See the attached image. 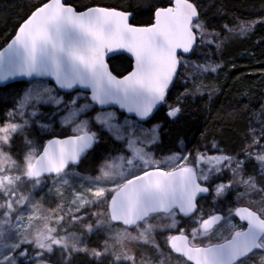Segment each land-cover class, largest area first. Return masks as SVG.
Returning a JSON list of instances; mask_svg holds the SVG:
<instances>
[{
	"label": "snow or ice",
	"instance_id": "6c2138e0",
	"mask_svg": "<svg viewBox=\"0 0 264 264\" xmlns=\"http://www.w3.org/2000/svg\"><path fill=\"white\" fill-rule=\"evenodd\" d=\"M132 15L106 6L78 11L63 0H47L0 51V86L17 79L29 82L6 113L8 122L0 125V264H51L45 257L54 247L68 259L72 252L87 251L74 234L56 235L58 229L49 227L47 215L33 212L25 223V212L19 209L26 205L35 209L33 194L48 179L67 184L70 165H78L106 136L117 147L105 158L99 174L86 178L93 199L75 193L80 208L103 206L101 212L91 213L101 217L95 222L97 229L120 222L122 239H141L157 249L154 234H164L167 247L184 257L185 264H255L257 255L259 264H264V186H258L255 175H246L252 161L264 174V124L260 135L239 154H228L212 141L210 148L195 154L177 148L162 159L152 150L161 143L162 126L145 127L161 105L168 106V118L176 121L188 98L204 95L185 87L173 104L168 102L170 90L186 71L217 70L218 64L193 57L219 50L221 32L211 26L197 0L154 5L147 26L131 23ZM258 23L264 19L237 17L232 25L222 27L225 33L243 36ZM118 51L133 58L126 75L114 74L105 60L108 53ZM57 123L71 126L73 134L51 139L38 150L29 131H46ZM18 134L28 146L22 159L12 153ZM225 172L231 176L227 181L221 179ZM28 184L31 191L25 193ZM253 193L261 195L255 203L233 206L230 202L231 197ZM209 197L213 204L224 203L226 211L205 213L200 201ZM88 215L73 214L69 219L91 233L93 224L83 223ZM64 219L59 216L57 223ZM184 219L191 222L190 229L182 226ZM34 220L43 221L42 226ZM106 251L105 246L91 254L98 258ZM123 259L134 257L125 254ZM115 260L119 262L121 256Z\"/></svg>",
	"mask_w": 264,
	"mask_h": 264
},
{
	"label": "trees",
	"instance_id": "16d2710c",
	"mask_svg": "<svg viewBox=\"0 0 264 264\" xmlns=\"http://www.w3.org/2000/svg\"><path fill=\"white\" fill-rule=\"evenodd\" d=\"M46 1L0 0V49L13 37L20 24L31 12ZM197 2L206 9L211 26L221 32L223 43L219 50H205L206 55L193 58L200 62L210 61L212 64H218L219 67L215 72L199 75L200 77L194 75L193 81L187 80L184 76L181 80L186 79L187 83H182L181 80L176 82L175 87L169 92V104L175 102L177 95L183 92L185 87L194 94L197 89L204 93L203 96L197 95L195 99L186 100L184 113L178 120H170L167 116L168 106L162 105L146 123L162 126L161 143L153 146L152 149L158 158L167 156L177 148L182 152L195 154L197 150L203 151L206 146L210 148L212 141L217 142L219 148L226 153L236 155L251 145L254 138L260 135L259 129L253 131L255 129L253 126L254 120H260L262 110L264 112V23L256 24L253 30L243 36L235 32L225 33L222 26L226 23L232 25L237 17L244 21L264 19V0H197ZM65 3L78 11L91 6L129 10L133 13L131 23L149 25L152 22L153 6L167 4L169 0H65ZM209 4L212 6L208 7ZM108 63L110 68L115 70L114 74L123 75L131 69L132 62L124 55H117L108 59ZM28 83L17 82L0 88V125L8 122L6 113L13 109L17 97ZM260 121L264 124V120ZM70 134L73 133L68 126L57 123L46 131L33 128L28 136L34 141L38 150H41V146L50 138ZM179 139L183 140L182 144L178 143ZM116 147L106 136L101 146L90 151L78 166L70 169L80 174L95 175L105 158ZM27 148L22 135L18 134L14 137L12 145L14 156L18 155L22 159ZM254 165H256L255 161H252L246 169ZM257 182L263 184L261 178H257ZM52 193L55 195L53 199H50L51 196L44 199L46 206L51 209L65 199L60 198L61 196L55 192ZM91 207L90 213L103 210V206ZM83 223L93 224L90 218L85 219ZM68 230L83 236L85 243L87 241L88 244L87 251L72 252L71 258L68 259L62 254L60 248H55L53 253L46 257L51 263L109 264L108 261L97 259L91 254V249L100 247L97 240L102 237L101 234L98 235L94 231L92 235L89 234V237L83 230L82 223L65 224L64 231Z\"/></svg>",
	"mask_w": 264,
	"mask_h": 264
},
{
	"label": "rangeland",
	"instance_id": "374dc122",
	"mask_svg": "<svg viewBox=\"0 0 264 264\" xmlns=\"http://www.w3.org/2000/svg\"><path fill=\"white\" fill-rule=\"evenodd\" d=\"M206 74H208V73L199 74L198 72H196V73L186 72L185 77H187V80L189 79V80L193 81L194 75H198V77H200V76L206 75ZM199 80L200 79H198V81ZM263 89H264V86H263ZM263 93H264V91H263ZM261 113L262 114H260L261 115L260 120L261 119L264 120L263 110ZM260 120H258L259 123H258V121L254 120L255 125L254 126L252 125L255 128L254 130L259 129L260 130L259 132H261V124H263V122ZM252 122H251V124H252ZM151 125H153V124H145V127H151ZM68 127L71 131V126H68ZM71 133H72V131H71ZM27 150H28V148H27ZM163 157H165V156H163ZM163 157H161V158L156 157V158L162 159ZM100 167H99V169H100ZM70 171L72 174L68 177V183L67 184H65L63 182L53 183V180L50 179L47 181L46 184H42L39 188H37L35 190V192L33 194V201H32L33 204L36 205L35 209H32L31 207H29L27 205L25 206V208L19 209V211L25 212V220H24L25 223H28L27 216L30 214H33V212H35V215H39L41 217L47 215L49 217V220H48L49 227L58 229L56 235L63 236V235H66L67 233H72L76 237L80 238L82 245L87 247L88 246L87 241L85 243L84 238L81 234H76L73 231H69V230L64 231V225L74 223L69 219V217L71 215H73V214L83 215L84 213H88L89 214L88 218H90V222H93V226H94L92 232L96 231L97 234H102L103 238H104V240H102V238H98L97 242H98V244H100V247H98L96 250H99V251L103 250L104 251L105 246H106V248H107L106 252H108V253L118 252V254H120V256H121V261L124 263L129 262L128 260L123 259V256L125 254H127L130 256H133L134 257L133 261H136L137 264H141V263L156 264L158 262H160L159 264H165L164 260H162L164 258L163 253L161 252L160 249H157L151 242L144 243V241L141 239H137V240H132L130 238L129 239H122L123 227L120 224L113 222L114 226L112 228H109L107 225H104V226L97 229L95 227V222L97 219H100L101 217H96V216L91 215V213L93 212L92 211L90 213V211H89L92 208L91 206L85 205L83 208H80L81 201L76 199L75 193L76 192L83 193L84 198L86 200L93 199L91 197V194L87 191L88 188L91 187L92 185H91L90 181L86 178H88V177L94 178L95 176H97L99 174V170L95 175L80 174L73 169H70ZM246 175H255L256 180H257V178L260 179L262 176L257 165H254V166L247 168L246 169ZM257 184H258V186H262L261 183L257 182ZM64 189L68 190V192L65 191ZM23 191H25V193H27L28 191H31V184L26 185L23 188ZM52 192H55V194L61 196L60 198L64 197L65 199H64V201L62 200L61 204H58L57 207L51 209V208H48L46 206L44 199H45V197H49V196H51L50 199H53V197L55 195ZM257 196L258 195L255 193L250 194L247 196L248 198L245 199V201L250 202V201H252V198H250V197H257ZM244 197H246V196H244ZM241 198H243V197H241ZM2 200H3V197L0 196V202H2ZM73 201H75V203H73ZM59 207H60V209H58ZM77 208H80L79 212H77ZM57 210H59L58 213H57ZM86 210H88V212ZM59 216H64L65 219L58 224L57 218ZM65 220H68V221H65ZM37 223H39L42 226L43 221H40V222H36L35 220L33 221V224H37ZM118 231L121 232V237L117 236ZM92 232L91 233L86 232V234L90 237V235H92ZM132 235H137V233L132 234ZM154 235L156 238L157 235L156 234H154ZM89 237H87V239ZM106 241H107V244L105 245ZM155 242H156V240H155ZM127 243H130V244L128 245ZM144 248L147 249V251L144 250V252H145L143 254L144 260L142 261V259L140 260V258L137 257L135 255V253H137V250H139L138 253H140L141 251H143ZM54 249H55V247H54ZM61 251L63 252L62 249H61ZM91 252H92V249H91ZM46 257L48 258L49 255L46 254ZM169 263H171V262H169ZM169 263L167 262V264H169ZM172 264H184V263L182 261H178V262L172 261Z\"/></svg>",
	"mask_w": 264,
	"mask_h": 264
},
{
	"label": "flooded vegetation",
	"instance_id": "af4514ba",
	"mask_svg": "<svg viewBox=\"0 0 264 264\" xmlns=\"http://www.w3.org/2000/svg\"><path fill=\"white\" fill-rule=\"evenodd\" d=\"M264 175V174H262ZM262 177V176H261ZM231 178L230 174L225 172L224 175L221 177V179H223L224 181H227ZM263 181L262 186H264V179H261ZM231 197L230 198V202L233 204V206H246L249 202L245 201V199H247L248 197ZM252 198V202L255 203L256 201H258L261 196H257V197H250ZM201 205L203 206V211L205 213H211L213 211L216 212H225L226 211V206L224 203H217V204H213L211 198H206V199H202L200 201ZM234 222L236 223H240L238 218H234ZM118 224V223H117ZM122 227H124L122 224H120ZM182 226L185 227L186 229H190V227H192L191 222L188 219H184L182 221ZM132 234H136V232H133ZM99 235V234H98ZM102 235V234H101ZM156 243L159 245V249L161 250V252L163 253L164 258L162 260H164V263L167 264V262H171L169 264H172L173 262H178V261H182L185 264V258H183L180 255H177L176 253L172 252L166 245L165 241H166V236L164 234H160V233H156ZM102 240H104L103 235H102ZM128 245L130 243H127ZM100 245V244H99ZM147 251V249H143V251H141L140 253H135V255L137 257L140 258V260L142 259V261L144 260L143 258V254L144 252ZM103 251V250H102ZM120 254H118V252H106L104 255L98 257V259H101L102 261H108V263H112V264H120L122 261L120 260L119 262H117L115 260V256H117ZM259 255H257L256 257L253 258V260L255 261V264H259ZM124 263V262H123ZM160 262L156 263L159 264ZM126 264H137L136 261H129ZM141 264H145V263H141ZM187 264H191L190 262H187Z\"/></svg>",
	"mask_w": 264,
	"mask_h": 264
},
{
	"label": "water",
	"instance_id": "95a60500",
	"mask_svg": "<svg viewBox=\"0 0 264 264\" xmlns=\"http://www.w3.org/2000/svg\"><path fill=\"white\" fill-rule=\"evenodd\" d=\"M47 2V1H46ZM63 2L65 3V0H63ZM44 4V3H43ZM42 4V5H43ZM66 4V3H65ZM41 5V6H42ZM66 5H69V4H66ZM69 6H71V5H69ZM85 10V9H84ZM81 11H83V10H81ZM29 17V16H28ZM27 17V18H28ZM26 18V19H27ZM25 19V20H26ZM24 20V21H25ZM24 21L20 24V25H22L23 23H24ZM130 22H131V20H130ZM136 26H147V25H136ZM19 28V27H18ZM18 30V29H17ZM17 30H16V32H17ZM16 32H15V34H16ZM15 34L13 35V37L7 42V44L14 38V36H15ZM7 44L5 45V46H3L1 49H0V51H3L4 50V48H6V46H7ZM117 55H124V56H126V57H128L130 60H131V69L128 71V72H130L131 70H132V67H133V63H134V61H133V58L131 57V55L129 54V53H126V52H123V51H118V52H113V53H108L106 56H105V60H106V62L108 63V59H110V58H112V57H114V56H117ZM109 64V63H108ZM110 67V66H109ZM127 72V73H128ZM127 73H125V74H123V75H126ZM17 82H28V80L27 79H17V80H14V81H10V82H8L6 85H4V86H0V88H2V87H5V86H7V85H9V84H13V83H17ZM161 107V106H160ZM159 107V108H160ZM158 108V109H159ZM157 111V110H156ZM155 111V112H156ZM155 112H154V114H155ZM153 114V115H154ZM152 118V117H151ZM150 118V119H151ZM70 135H72V134H70ZM70 135H67V136H70ZM67 136H63V137H52V138H50L49 140H51V139H55V138H60V139H63V138H65V137H67ZM48 140V141H49ZM47 141V142H48ZM47 142L44 144V145H46L47 144ZM42 151V150H41ZM79 165V164H78ZM78 165H75V166H78ZM71 166V165H70ZM54 175V174H53ZM114 223H118V224H120V222H114ZM177 255H179V254H177ZM184 258V257H183ZM191 263V262H190ZM52 264V263H51Z\"/></svg>",
	"mask_w": 264,
	"mask_h": 264
}]
</instances>
